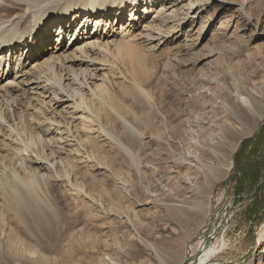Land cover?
I'll use <instances>...</instances> for the list:
<instances>
[{"label": "rangeland", "instance_id": "rangeland-1", "mask_svg": "<svg viewBox=\"0 0 264 264\" xmlns=\"http://www.w3.org/2000/svg\"><path fill=\"white\" fill-rule=\"evenodd\" d=\"M187 1L206 4L201 11L197 10L200 7L197 5L190 16L196 20L190 37L197 44L194 53L202 60L193 70L164 69L160 64L152 85L155 96L164 97L163 101H154V124L158 120L167 121L168 117L182 116L186 107L182 103L177 105L176 100L183 92L191 105L187 127L179 129L175 123V129H171L157 124L134 130L139 148L134 151L140 161L138 171L125 152L106 144L103 138L100 152L108 160H115V164L113 169L107 167L105 160L98 165L95 158H89L87 149L81 148L72 137L68 126L61 127L70 132L61 133L56 124L47 122L45 129L57 137L51 149L56 152L55 162L61 163L69 157L79 166L77 174L64 172V177L58 179L61 183L56 195L68 194L67 200L78 207L74 210L82 211V198L69 193L62 182L69 179L89 183L87 165H96L89 170L96 182L105 184L112 195L118 194L122 203L120 209L109 212L103 205L104 199L93 193L94 200L87 197L93 204L92 224L84 223L89 213L81 214V222L67 232V237H16L19 241L14 250L4 253L2 264H44L38 254L26 251L23 243L44 245V249H39L40 254L53 258L54 264H164L162 260L167 264H189L188 259L198 254L200 244L203 246L205 241L208 252L201 257L204 264H264V115L236 148L227 177L211 186L205 195L200 190L206 181L204 166L214 163L208 146L224 136L221 128L244 131L234 118L229 98L233 96L236 103L248 109L253 108L250 97H264V0ZM245 1L248 14L244 16L241 5ZM165 11L166 17L176 15L174 6L169 3ZM175 33L170 35L173 44L169 48L175 49L177 42L186 40L185 34L180 33L183 38L179 39ZM76 38L69 36L67 44L75 42ZM53 42L59 44L55 38L50 42L51 49ZM163 55L170 59L173 54L163 52ZM182 59L189 61L190 56ZM15 60L14 74L31 70L28 57L17 55ZM99 67L100 63L96 62L91 70L95 72ZM35 95L38 106L44 102L49 117H62L58 111L63 104L57 109L51 103L50 94L41 87ZM72 111L71 107L68 113ZM120 132L123 134L126 130ZM33 158L37 160L35 155ZM38 161L39 168L41 162ZM159 169L165 173L161 175ZM38 173L44 180L48 179L45 171ZM163 176L167 182L161 184ZM189 201L194 204L189 205ZM199 201H203L206 213L198 218L194 207ZM173 208L184 214L173 216L170 213ZM65 214L70 216L69 212ZM211 225L215 233L208 239L205 235ZM16 230L24 232L23 228L16 227ZM80 231L92 237H68ZM0 239L7 242L6 249L10 243L4 235ZM73 239L80 251L71 244ZM150 244L158 248L162 260Z\"/></svg>", "mask_w": 264, "mask_h": 264}, {"label": "bare ground", "instance_id": "bare-ground-1", "mask_svg": "<svg viewBox=\"0 0 264 264\" xmlns=\"http://www.w3.org/2000/svg\"><path fill=\"white\" fill-rule=\"evenodd\" d=\"M83 1L0 0V237L4 235L10 243L4 249L7 242L0 239V264L4 253L14 250L19 241L16 237H67V232L81 222V214L89 213V219L84 223L92 224L93 204L87 197L94 200L93 193L104 199L103 205L109 212L120 209L122 203L118 194L112 195L105 184L96 182L89 171L96 165H87L89 183L80 184L69 179L62 182V187L69 193L82 198V211L74 210L78 207L72 200H67L68 194L56 195V188L61 183L58 179L65 173L77 174L79 166L69 157L61 163L55 162L56 152L51 149L57 137L45 129L47 122L56 124L61 133L71 131L72 137L81 148L87 149L89 158H95L98 165L105 160L107 167L113 169L115 164V160H108L100 152L103 150L100 139L103 138L106 144H113L125 152L138 171L140 161L134 151L139 148L134 130L157 124L175 129V123L181 129L189 122L191 105L189 97L182 92L176 93L177 105L182 103L186 107L182 116L168 117L167 121L158 120L154 124V101H163L164 97L155 96L152 85L160 64L164 69L193 70L199 66L202 59L194 53L197 44L190 38L196 20L190 16L197 5L200 6L197 10L201 11L206 4L167 0L166 4L174 6L176 15L166 17V4L162 0H94L91 9L76 11L78 3ZM246 1L241 5L243 14H248ZM66 6L73 11L68 18V9L63 11ZM172 33L179 39L183 38L180 33L186 37L183 43L177 42L175 49L169 48L173 44ZM29 36H32V42L28 41ZM69 36L77 38L68 45L66 39ZM55 38L59 44L53 42L51 49L50 42ZM30 45L32 49L24 53ZM162 49L165 54H173L174 58L165 59ZM17 55L28 57L31 70L14 74ZM46 56L49 57L44 60ZM184 56H190V60L184 61ZM96 62L100 67L94 72L91 67ZM40 87L50 94L51 103L57 109L64 105L58 111L62 117H49L44 102L37 105L39 101L35 100V94ZM229 99L233 104L234 118L244 131L221 128L224 136L208 146L214 163L213 166H204L207 172L200 189L203 195L227 177L236 148L264 115V97H250L253 108L248 109L236 103L233 96ZM71 107L73 111L69 114ZM63 125L70 131L62 128ZM123 129L126 132L122 134L120 130ZM38 160L41 162L39 168L36 166ZM42 170L47 173V180L38 173ZM161 180V184L167 182L164 176ZM194 208L198 211V218L206 213L203 201ZM170 213L173 216L184 214L175 208L170 209ZM16 227L23 228L24 232H17ZM80 232L68 237H92L88 232ZM214 233L212 229L210 235L213 237ZM205 242L203 246L200 244L201 257L208 252ZM71 244L80 251L76 239ZM23 245L30 254H38L44 264H54L53 258L40 254L39 249H44V245ZM151 248L162 260L158 248L153 244ZM201 257L198 264L205 262Z\"/></svg>", "mask_w": 264, "mask_h": 264}, {"label": "water", "instance_id": "water-1", "mask_svg": "<svg viewBox=\"0 0 264 264\" xmlns=\"http://www.w3.org/2000/svg\"><path fill=\"white\" fill-rule=\"evenodd\" d=\"M212 229H214V226L213 225H211V226H209L207 228V232L208 233H206L205 237H207L208 239H212V236L210 235V232L212 231ZM201 254H202L201 251H199L198 254L195 257H192L191 256L188 259L187 263H189V264H198V260L201 257Z\"/></svg>", "mask_w": 264, "mask_h": 264}]
</instances>
